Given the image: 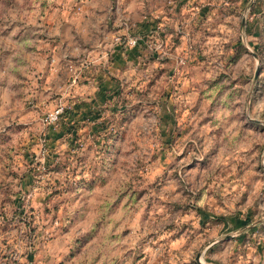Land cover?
Instances as JSON below:
<instances>
[{"label": "rangeland", "instance_id": "obj_1", "mask_svg": "<svg viewBox=\"0 0 264 264\" xmlns=\"http://www.w3.org/2000/svg\"><path fill=\"white\" fill-rule=\"evenodd\" d=\"M196 257L264 264V0H0V264Z\"/></svg>", "mask_w": 264, "mask_h": 264}, {"label": "crops", "instance_id": "obj_2", "mask_svg": "<svg viewBox=\"0 0 264 264\" xmlns=\"http://www.w3.org/2000/svg\"><path fill=\"white\" fill-rule=\"evenodd\" d=\"M101 2H103L104 4H107L108 2H110V0H101ZM83 11L79 14V19L81 20L80 22L82 23L81 26L84 28L83 32L85 33H88L90 32V26L93 25V24H96L97 21H102L106 19V21H104L102 24H98V27L101 28V30H106L108 31L106 26L108 25V20H112L113 21V24H114V21H115V16H113V11L112 9H107V8H102V9H98L97 11L95 9H90L88 8V6H83L82 7ZM108 11L110 13V17L108 16ZM69 15V13H68ZM95 15V18L94 16ZM163 15L164 16H161L160 17V20H163L164 19V22H155L154 20H147V21H144V23H146L148 26H154L158 27L161 26V25H164L166 23H168L167 21V18L163 12ZM97 20V21H96ZM117 20V18H116ZM71 21H73L71 19ZM79 21V20H78ZM95 21V23H94ZM176 25H177V22H175ZM105 24V25H104ZM73 25V23H72ZM115 26L117 25L116 23L114 24ZM175 25V24H173ZM175 25V26H176ZM109 32V31H108ZM176 33H179L181 34V37L183 36H186V35H189V31L186 29V30H176ZM139 45H137L136 47H134L133 49H127L123 46H119V44H115L112 49H111V52L109 54V61H108V64H109V68L107 70H105L104 73H98V72H95L94 74V78L96 79V85H95V88H97V93L100 94H104V96H111V98L113 97V95H116L117 92H118V86H119V81L118 79H122V77H124V74H120V71H119V68H121V66L125 65V64H128V63H131V64H135L137 61L138 62H141V61H144V60H147L146 57L144 55H142V52L140 51V48H138ZM178 49V46L176 47V50ZM126 53V54H125ZM156 58V57H155ZM165 59H169V60H172V61H176V60H180V58L178 57V55L176 54H173L171 52V47L169 48V52L166 54V56H164ZM128 62V63H127ZM165 72H163V74H165ZM183 73H186V71H184V69H180V70H176V78L179 79L180 77H182ZM172 74V73H171ZM167 74L165 75L167 78H173L175 76V74ZM183 78V77H182ZM173 90L175 92L172 93L173 94H181V95H187V96H190L193 92L192 90H188V88L186 87H182V86H174L173 87ZM102 95H100L101 97ZM185 111V110H184ZM90 115H93V114H90ZM74 116L78 117L79 119L82 118L81 117V114H74ZM97 115L94 116L93 118L96 119Z\"/></svg>", "mask_w": 264, "mask_h": 264}, {"label": "built area", "instance_id": "obj_3", "mask_svg": "<svg viewBox=\"0 0 264 264\" xmlns=\"http://www.w3.org/2000/svg\"><path fill=\"white\" fill-rule=\"evenodd\" d=\"M134 42H135V41H134ZM134 42L131 41V44H134ZM61 111H62V108L58 107V108L54 109L52 112H49V113L47 114V119H48V121H49V122L54 121V120L57 118V116L60 114Z\"/></svg>", "mask_w": 264, "mask_h": 264}, {"label": "water", "instance_id": "obj_4", "mask_svg": "<svg viewBox=\"0 0 264 264\" xmlns=\"http://www.w3.org/2000/svg\"><path fill=\"white\" fill-rule=\"evenodd\" d=\"M195 259H196V262H197L198 264H206V263L200 262V261L198 260L197 257H196Z\"/></svg>", "mask_w": 264, "mask_h": 264}]
</instances>
